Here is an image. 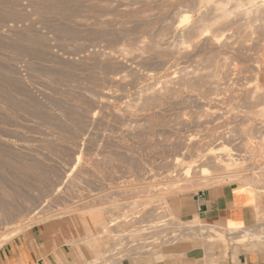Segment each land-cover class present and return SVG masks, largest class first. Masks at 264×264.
Segmentation results:
<instances>
[{"label": "rangeland", "instance_id": "374dc122", "mask_svg": "<svg viewBox=\"0 0 264 264\" xmlns=\"http://www.w3.org/2000/svg\"><path fill=\"white\" fill-rule=\"evenodd\" d=\"M262 86L264 0H0V247L39 227L60 254L46 264L264 252ZM222 146L234 170L185 174ZM233 182L256 202L244 238L212 244L172 211Z\"/></svg>", "mask_w": 264, "mask_h": 264}, {"label": "crops", "instance_id": "0c3cea01", "mask_svg": "<svg viewBox=\"0 0 264 264\" xmlns=\"http://www.w3.org/2000/svg\"><path fill=\"white\" fill-rule=\"evenodd\" d=\"M243 188L244 184L233 182L182 194L172 199V211L182 221L196 219L206 226L241 229L254 224L256 213V202H251ZM46 234L45 229L33 227L16 235L0 247V264L57 262L60 254L52 249ZM236 261L234 264H264V252L240 254Z\"/></svg>", "mask_w": 264, "mask_h": 264}, {"label": "bare ground", "instance_id": "6f19581e", "mask_svg": "<svg viewBox=\"0 0 264 264\" xmlns=\"http://www.w3.org/2000/svg\"><path fill=\"white\" fill-rule=\"evenodd\" d=\"M251 2V1H250ZM256 2V1H255ZM258 84H260V83H258ZM261 84H263V83H261ZM259 86V85H258ZM264 86H262V88H263ZM258 88V87H257ZM260 88V87H259ZM264 89V88H263ZM259 90V89H258ZM261 90V89H260ZM261 93H263L262 92V90H261ZM261 111V110H260ZM262 114V113H261ZM228 147V146H227ZM226 146H222L221 148H211V149H209L207 152H200L199 154H198V156H197V159H195V160H193V161H191V162H189V163H187V165H185L184 166V172H185V174L187 175V176H191V173H192V170H193V168H194V166H198L199 164H198V161H206L207 159H209L210 157L211 158H213V160H214V162H215V164H216V166H219V168L220 167H222L223 169H225V170H227V172H230V171H232V170H234V163L232 162V160H230L231 159V157L230 156H232V153L230 152V149H229V147L227 148ZM222 154H224V157H223V155ZM225 154H227L228 155V158H225ZM176 163L177 164H179V165H182V163H183V159H181L180 157H178L177 159H176ZM236 168V167H235ZM239 168V167H238ZM183 172V173H184ZM200 173H201V176H203V178H208V177H210V176H212V175H214L213 174V170L209 167V166H206V165H203V166H201L200 167ZM236 175V174H235ZM180 212V211H179ZM182 214V213H181ZM184 216V215H183ZM99 218H102V217H99ZM103 219V218H102ZM101 219V221L98 219V221L99 222H103V220ZM263 223V222H262ZM185 224L186 225H188L189 227H192V228H194V227H205V228H203V229H201V232H200V236H204V238L205 239H207L210 243H216V242H222V243H225V244H227V242L229 241V240H231V239H234V238H236L237 237V235L236 236H233L231 239L228 237V236H226L225 234H224V232L223 231H220L219 229L220 228H218V227H214V226H206V225H202V224H199L197 221H196V219L195 220H191V221H186L185 222ZM259 224V223H258ZM263 225V224H262ZM261 225V226H262ZM260 226V225H259ZM258 226V227H259ZM23 228V227H22ZM192 228H187V230H190V229H192ZM213 228H215L214 230H213ZM196 228H194V230H195ZM212 229V230H211ZM224 229H226V228H224ZM228 229V228H227ZM226 229V230H227ZM243 228H241V229H232V228H229L228 230L229 231H231L232 230V234H233V232H236L237 230H239V231H243V232H246V234H244L242 237L244 238L247 234H248V232H249V229L248 228H246V229H244V230H242ZM259 229V228H258ZM21 229H20V227L19 228H17V229H13L10 233H8L7 232V236L5 237V239L4 240H9V239H11L12 237H14L15 235H17L18 233H19V231H20ZM264 230V229H263ZM185 232H186V230H185ZM183 233V232H182ZM189 233V232H188ZM241 233V232H240ZM191 234H193V233H191ZM197 234H199V233H197ZM231 233H229V235H230ZM237 234V233H236ZM239 234V233H238ZM242 234V233H241ZM6 235V234H5ZM253 235V234H252ZM263 235V234H262ZM195 236V235H194ZM199 236V235H198ZM250 236V235H249ZM182 237H183V235H182ZM239 237V236H238ZM179 238V237H178ZM185 238V237H184ZM187 238V237H186ZM241 238V237H240ZM191 239V238H190ZM200 239V238H199ZM238 239V238H237ZM167 240V239H166ZM203 240V239H202ZM207 240H205V241H207ZM240 240V239H239ZM99 242V241H98ZM193 242V241H192ZM193 244V243H192ZM100 246V245H99ZM224 246V245H223ZM101 247V246H100ZM99 247V248H100ZM211 247V246H210ZM98 248V249H99ZM203 248V247H202ZM205 249V248H204ZM97 250V249H96ZM226 250H227V248H226ZM225 250V251H226ZM100 253V252H99ZM152 257V256H151ZM162 257V254H160V253H158V254H156V258L158 259V258H161ZM151 260H152V258H151Z\"/></svg>", "mask_w": 264, "mask_h": 264}]
</instances>
